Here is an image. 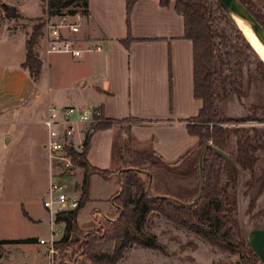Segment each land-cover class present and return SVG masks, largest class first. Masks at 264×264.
I'll return each instance as SVG.
<instances>
[{
    "label": "rangeland",
    "instance_id": "374dc122",
    "mask_svg": "<svg viewBox=\"0 0 264 264\" xmlns=\"http://www.w3.org/2000/svg\"><path fill=\"white\" fill-rule=\"evenodd\" d=\"M16 2H21L29 13L41 12L38 11L37 15L25 14L19 10ZM255 6L260 9L264 20V0H255ZM45 12L44 0H0V34L3 31L13 32L23 35L25 39L32 32L34 24L45 17ZM227 13L231 20H220L216 27L217 41H220L216 61L217 107L225 117L233 118V121L222 122L224 127L230 130L239 128L245 133L256 135L258 145L252 154L253 170L250 171L249 166L244 167L237 192L230 193L228 199L237 238L245 243L252 228L264 226V60L237 24L235 15ZM96 35L93 25L87 23L85 29L74 34V37L81 46L84 44L83 47L87 48L90 39ZM34 50L38 51L43 62L47 51L46 40L41 35L34 44ZM91 53L83 50L76 57L66 53L49 54L46 61L49 60L51 65L46 67L45 79L41 83L44 94L25 72L26 80L20 79L14 85V88L18 87L17 91L7 92L10 93L8 98L14 102L24 93H28V96L23 103H14V106L11 105L0 114V239L26 236L50 238L49 210L43 205V200L48 196L47 153L42 146L46 134V127L42 123L46 114L43 102L47 97L57 100L75 91L74 81L79 72L91 68L87 63L79 67L77 65ZM23 55L24 44L0 40L3 64L9 62L11 65L16 57L21 58ZM8 79L4 80V85ZM129 138L121 139L119 132L113 137V151L118 149L124 156L121 168H134L146 181L150 194H167L179 201L191 203L199 185L198 167L193 165L194 153L173 166L175 170L185 173L174 174L152 165L154 156L148 150L144 153ZM66 179L71 182L69 178ZM99 202L101 204L103 200ZM89 209L90 205H86L84 211ZM97 214L98 219H101L98 211ZM146 227L166 245V253L131 244L124 249L117 264H218L221 260L237 262L241 259L239 253L214 247L196 233L157 212L148 216ZM55 229H58V233L53 235V242L62 234L60 225H55ZM77 238L81 244L82 237L77 234L72 240ZM78 243L65 251L58 250L53 244L54 250L50 254L47 241L40 244L42 251L36 254V244L26 246L0 242V263L41 264L44 255L49 264H91ZM63 252L71 254L70 259L64 257Z\"/></svg>",
    "mask_w": 264,
    "mask_h": 264
},
{
    "label": "crops",
    "instance_id": "0c3cea01",
    "mask_svg": "<svg viewBox=\"0 0 264 264\" xmlns=\"http://www.w3.org/2000/svg\"><path fill=\"white\" fill-rule=\"evenodd\" d=\"M20 3L16 2V6L25 14L37 15L41 12L38 10L39 12L29 13ZM129 18L133 40L125 46L121 42L127 35L125 0H88V14L85 15L79 32L85 29L87 23H91L97 35L90 39V46L87 48L83 47L84 44H79L74 37L76 33H69V36L75 38L85 52H92V55L82 58L77 67L87 63L91 68L79 72L74 81V92L57 100L47 97L43 102L46 114L49 105L58 108L68 105L101 106L105 117L119 120L110 127L95 130L90 136L87 159L92 165L107 168L112 173L109 179L96 173L90 176L89 200L77 213L78 226L85 230L99 227L97 211L101 217L110 219L117 215L111 196L120 190V169L124 156L118 149L113 151V137L116 133L119 132L123 140L130 137L131 143L144 153L148 150L150 155L155 153L166 161L176 160L197 142V138L188 133L186 124L197 114L202 101L193 95V45L192 40L183 35V16L176 12L174 0L167 6L161 5L159 0H136ZM1 39L24 44V55L16 57L11 65L9 62L7 65L3 64L4 60L0 58V114L14 106V103L21 104L25 101L28 93L22 94L14 102L8 98L10 93L7 92L17 91L18 87L14 88V85L20 79L26 80L25 73L29 76L21 66L26 53V38L3 31ZM96 45L100 49H96ZM52 53L66 52H47L43 62L41 61L38 78L33 80L29 76L42 94L45 91L41 87L45 70L51 65L46 57ZM6 78L9 79L4 85ZM134 118L141 120H133ZM82 176L83 167L78 166L73 175L66 177L71 182H67L66 178L65 181L75 187L81 182ZM100 200L103 203L100 204ZM86 205H90V209L84 211ZM48 219L52 231L50 237H53L58 233L55 225H60L63 230L64 223L56 222L54 213L49 212ZM26 237H35V241L14 243L26 246L36 244L34 252L38 254L42 251L40 244L44 243L38 240L47 237ZM41 264H49L44 255Z\"/></svg>",
    "mask_w": 264,
    "mask_h": 264
},
{
    "label": "trees",
    "instance_id": "16d2710c",
    "mask_svg": "<svg viewBox=\"0 0 264 264\" xmlns=\"http://www.w3.org/2000/svg\"><path fill=\"white\" fill-rule=\"evenodd\" d=\"M135 1L125 0L127 35L121 39L125 46L133 40L129 17ZM170 1L159 0L160 4L165 6L169 5ZM239 1L264 27V20L260 9L255 6V0ZM44 3L50 15L77 11L88 14V0H44ZM174 8L183 16V35L190 38L193 45V95L201 99L202 103L191 122L187 121L186 128L189 134L197 138V142L174 161H166L161 156L152 153L155 161H151V164L163 167L174 174H183L185 172L177 171L173 166L194 153L192 155L193 165L198 167L197 159L202 145L211 142L228 153L235 160L236 165L212 147H207L202 160L201 192L193 202L188 204L168 196L150 194L146 181L134 168H121L120 190L111 196V202L117 210L116 217L113 219L101 217L98 219L99 227L84 232L78 226L77 213L89 200L90 176L96 173L104 179H109L112 173L107 168L92 165L87 159L86 152L91 134L86 133L81 151L68 149L72 160L78 166L83 167L82 180L76 184L81 192L79 203L76 208L55 212L54 220L63 222L64 227L60 238L53 244L60 251L71 249L73 244L76 245L80 240L79 238L72 240L73 236L79 235L82 240L78 245L91 264H117L124 249L131 244L166 253V245L146 227L148 216L157 212L196 233L210 245L231 253H239L241 256L240 261L221 260L218 264H264L247 242H241L237 238L231 209L228 207L229 194L237 192L244 167L249 166L250 171L253 170L251 164L254 157L252 154L258 148L256 135L245 133L243 129L230 130L224 127L222 122L233 121V118L225 117L217 107L216 61L220 41H217L216 27L218 21L224 20L225 22L231 19L218 0H174ZM40 35H42V21L34 24L32 32L27 36L25 58L21 62V66L27 70L33 80L38 78L42 66L39 53L34 50V44ZM93 109L97 119L95 130L107 128L119 122L118 119L105 117L101 106ZM133 120L141 119L134 118ZM22 241L33 242L35 237L0 239V242ZM63 256L70 259L71 254L63 252Z\"/></svg>",
    "mask_w": 264,
    "mask_h": 264
},
{
    "label": "built area",
    "instance_id": "2783aa9c",
    "mask_svg": "<svg viewBox=\"0 0 264 264\" xmlns=\"http://www.w3.org/2000/svg\"><path fill=\"white\" fill-rule=\"evenodd\" d=\"M55 18L56 20H53ZM85 20V14L74 13L48 14L42 19V35L46 40V51H58L79 56L83 49L77 40L69 33H77ZM100 49L99 45L95 46ZM94 107L82 105H68L56 107L49 105L47 114L43 119L46 127L45 139L42 146L47 153L48 164V196L43 205L54 213L59 210L73 209L78 206L80 190L70 186L65 178L75 173L78 165L72 160L69 148L77 151L83 149L86 133L95 131L97 119L94 116ZM57 232V231H56ZM53 237L40 238L41 243L49 241L48 251L51 254ZM51 264V263H50Z\"/></svg>",
    "mask_w": 264,
    "mask_h": 264
},
{
    "label": "water",
    "instance_id": "95a60500",
    "mask_svg": "<svg viewBox=\"0 0 264 264\" xmlns=\"http://www.w3.org/2000/svg\"><path fill=\"white\" fill-rule=\"evenodd\" d=\"M218 1L226 9L227 12L240 17L249 25V27L254 32V34L256 35L257 39L260 41L264 49V27L255 18V16L239 0H218ZM207 147H212L214 150H216L218 153L224 156L227 160H229L232 164L236 165L235 160L228 153L217 148L211 142L204 143L199 151L198 161H197L198 171H199L198 190L190 202L194 201L200 195L201 192L202 160H203L204 152ZM158 195L170 197L169 195H164V194H158ZM180 202L184 204L189 203L185 201L184 202L180 201ZM246 242L251 247V249L256 253V255L260 258V260L264 262V226L252 228L248 233V238Z\"/></svg>",
    "mask_w": 264,
    "mask_h": 264
},
{
    "label": "bare ground",
    "instance_id": "6f19581e",
    "mask_svg": "<svg viewBox=\"0 0 264 264\" xmlns=\"http://www.w3.org/2000/svg\"><path fill=\"white\" fill-rule=\"evenodd\" d=\"M235 19H236L237 24L240 26V28L243 30L244 34L247 36V38L251 42V44L259 52L262 59L264 60V57H263L264 56V49H263L260 41L257 39L256 35L254 34V32L251 30L249 25L243 19H241L240 17H238L236 15H235ZM262 54H263V56H262Z\"/></svg>",
    "mask_w": 264,
    "mask_h": 264
}]
</instances>
